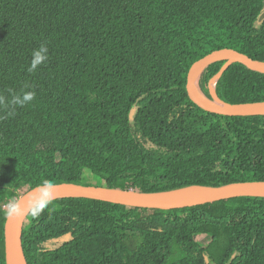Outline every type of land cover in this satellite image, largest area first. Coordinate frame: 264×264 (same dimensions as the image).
I'll return each instance as SVG.
<instances>
[{
    "label": "trees",
    "instance_id": "1",
    "mask_svg": "<svg viewBox=\"0 0 264 264\" xmlns=\"http://www.w3.org/2000/svg\"><path fill=\"white\" fill-rule=\"evenodd\" d=\"M220 48L264 61V0H0V95L36 93L0 107V204L87 173L144 192L264 180V115H216L186 93L190 65ZM224 62L199 76L207 97ZM215 92L264 101V73L232 63ZM22 251L26 264H264V196L170 210L56 198L26 217Z\"/></svg>",
    "mask_w": 264,
    "mask_h": 264
},
{
    "label": "water",
    "instance_id": "2",
    "mask_svg": "<svg viewBox=\"0 0 264 264\" xmlns=\"http://www.w3.org/2000/svg\"><path fill=\"white\" fill-rule=\"evenodd\" d=\"M219 60H225V62L220 70L209 79L208 89L210 95L209 99L211 100H206L197 94L195 83L199 86L198 80L203 69L209 64ZM235 62L242 63L249 69L264 73L263 60L253 59L247 54L233 48L213 50L194 61L187 70L185 90L189 100L198 108L216 115H264V101L228 103L217 96L215 88L212 91L211 88L214 79L216 82L218 77L222 75L228 66ZM54 185L55 199L64 197H85L125 206L162 210L192 207L240 196H264V180L239 181L215 187L198 186L205 189V191L201 194L184 198H173L167 196V194L191 186L166 191L144 192L71 182L55 183ZM26 217L27 216L21 218L6 217L4 223L5 264H17L20 257L24 259L26 264L22 251V230Z\"/></svg>",
    "mask_w": 264,
    "mask_h": 264
},
{
    "label": "clouds",
    "instance_id": "3",
    "mask_svg": "<svg viewBox=\"0 0 264 264\" xmlns=\"http://www.w3.org/2000/svg\"><path fill=\"white\" fill-rule=\"evenodd\" d=\"M48 46L46 43H41L37 48L31 52V60L27 71L35 72L39 65L48 59ZM30 85L25 84L20 92H11L10 98L6 99L0 95V107L7 110V116L15 114L17 106L23 107L31 103L36 93L29 89ZM5 117H0L3 119ZM55 185L54 182L48 178H42L34 188L26 192L17 191L10 199L0 204V214L9 218H21L30 216L31 218H39L42 213L53 204L55 200Z\"/></svg>",
    "mask_w": 264,
    "mask_h": 264
},
{
    "label": "bare ground",
    "instance_id": "4",
    "mask_svg": "<svg viewBox=\"0 0 264 264\" xmlns=\"http://www.w3.org/2000/svg\"><path fill=\"white\" fill-rule=\"evenodd\" d=\"M214 85H215V79H214V83L212 85V91L214 90ZM195 90L197 92V94L201 97L204 98L206 100H211L209 99V97L205 96L202 91L200 90L199 86L197 85V83H195ZM205 191V189L198 187V186H191L188 188H184V189H180V190H176L174 192H170L167 194V196L169 197H173V198H184V197H190V196H195L198 194H201ZM17 264H25L24 259L22 257H20L17 261Z\"/></svg>",
    "mask_w": 264,
    "mask_h": 264
},
{
    "label": "rangeland",
    "instance_id": "5",
    "mask_svg": "<svg viewBox=\"0 0 264 264\" xmlns=\"http://www.w3.org/2000/svg\"><path fill=\"white\" fill-rule=\"evenodd\" d=\"M85 177L86 178H83V180H82L84 183H89L91 185H97L98 184L97 179L92 174L87 173Z\"/></svg>",
    "mask_w": 264,
    "mask_h": 264
}]
</instances>
